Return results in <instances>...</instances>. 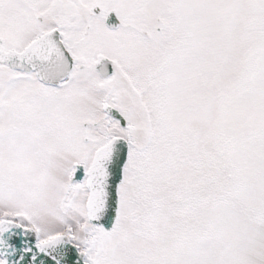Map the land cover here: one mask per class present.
I'll use <instances>...</instances> for the list:
<instances>
[{
  "label": "snow or ice",
  "instance_id": "snow-or-ice-1",
  "mask_svg": "<svg viewBox=\"0 0 264 264\" xmlns=\"http://www.w3.org/2000/svg\"><path fill=\"white\" fill-rule=\"evenodd\" d=\"M0 264H264V0H0Z\"/></svg>",
  "mask_w": 264,
  "mask_h": 264
}]
</instances>
